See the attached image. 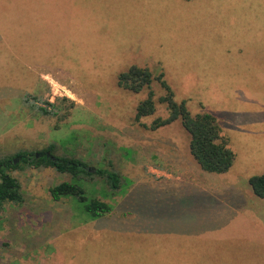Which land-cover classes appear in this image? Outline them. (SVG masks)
<instances>
[{
  "label": "rangeland",
  "instance_id": "374dc122",
  "mask_svg": "<svg viewBox=\"0 0 264 264\" xmlns=\"http://www.w3.org/2000/svg\"><path fill=\"white\" fill-rule=\"evenodd\" d=\"M263 2L37 0L40 17L32 2L25 22L22 12L0 10L21 52H38L45 67L43 84L42 70L29 67L33 87L0 108V159L55 144L56 155L91 169L111 162L130 187L111 194L98 180L82 183L112 208L90 220L77 201L50 198L48 189L69 175L9 171L24 201L0 209V264H264V202L248 184L264 173V9L254 7ZM12 5L0 0V8ZM132 64L154 78L163 73L191 115L216 119L220 142L234 153L225 175L199 170L179 120L149 129L167 114L155 80L154 114L134 120L148 89L133 94L116 84ZM0 73L7 82L17 75ZM159 168L171 177L162 180Z\"/></svg>",
  "mask_w": 264,
  "mask_h": 264
},
{
  "label": "trees",
  "instance_id": "16d2710c",
  "mask_svg": "<svg viewBox=\"0 0 264 264\" xmlns=\"http://www.w3.org/2000/svg\"><path fill=\"white\" fill-rule=\"evenodd\" d=\"M154 80L165 92L158 98V102L165 105L167 114L164 118L154 119L149 129L157 130L179 120L182 128L189 135V153L200 169L210 174L227 173L232 167L234 153L225 142H220L221 130L216 119L206 112L191 115L185 101H175L174 93L165 81L163 73L154 78L148 68L136 64L120 72L116 80L119 88L133 94L148 89L146 98L136 106L134 120L139 122L140 119L154 114L156 110L154 92L150 89ZM40 111L44 115L53 114L46 108ZM56 149L55 144H50L40 151H19L0 159V209L6 203L21 204L24 201L21 187L18 181L8 174L9 171L53 168L58 173L71 177L70 181L55 184L48 189L53 201L58 202L66 198L77 201L90 220H97L109 214L112 211L109 203L98 198H89L82 183L86 185L98 180L106 185L111 194H116L127 186V180L119 171L113 169L111 162L108 163L110 169L102 167L91 169L80 159L56 155ZM37 154H40L38 158H36ZM248 184L253 194L264 200V173L250 177Z\"/></svg>",
  "mask_w": 264,
  "mask_h": 264
},
{
  "label": "crops",
  "instance_id": "0c3cea01",
  "mask_svg": "<svg viewBox=\"0 0 264 264\" xmlns=\"http://www.w3.org/2000/svg\"><path fill=\"white\" fill-rule=\"evenodd\" d=\"M35 1H37V0H35ZM32 2H33L32 5L34 6L32 9L33 10L36 9V11H37V7H35L34 0H7V3L9 5H11L12 3H13V5L10 7L3 6L0 8V10H2L4 8L5 9L10 8V10H8L9 13L12 12L13 10H15V12H22V15H23L22 22H25L24 17H25V13L27 12L26 6H28ZM262 4H263V7L262 6H254V7H259L261 9H264V2ZM250 7H253L251 1H250ZM6 13L7 12L5 11L2 15L0 14V19L3 20L2 23H0V70H2V72H3V70L6 71V70L11 69L13 76L15 74H17V75L14 78L15 81L14 80L9 81L10 83L7 82L8 81L7 78L6 79L2 78V77L0 78V79H4L3 81H0V108L2 106H7V103H6L7 100H10L11 98H15V97L19 98V94H18L19 91H21V90L29 91V88L31 89L33 87L32 86L33 83L31 81H29V80H31V79H29V75H28L29 67L35 66L36 75H37L39 69L42 70L41 71L42 75L40 77H37V80L39 81L38 84L40 83V85H41L44 83L43 76L45 75L44 74L45 67L43 66L42 62L39 60L40 54L38 52L37 53L33 52V53H29V54L28 53L23 54V52H21V48L18 46L21 43V41L19 40L20 38L16 37V39H15L9 35V31H7L9 26H7L6 25L7 22L4 21V19L6 18ZM39 17H40L39 11H37L36 19H38ZM27 22H28V20H27ZM2 25L4 28L2 27ZM252 42H255V41H252ZM262 52H264V50H262ZM29 60H35V63L28 62ZM11 100H13V99H11ZM1 114L2 113L0 111V122L2 121V118H3V116ZM195 165H197V164H195ZM155 170L159 171L158 174L161 173V175L159 177L162 180L163 179L168 180L171 177V175L169 173H166L164 171V169L159 168V169H155ZM199 170L202 173H204L205 175L210 174V173H206V172L202 171L200 169V167H199ZM213 175H219V174H213ZM156 177H158V175ZM133 180L134 181H132L133 182L132 185L134 186V189H136L139 181H137L138 179H135V178ZM229 185H231V184H229ZM129 188L130 187L127 186V188L123 189V191H121V192H127ZM201 190L204 192V189H201ZM258 199L261 200L262 202H264L263 199H260V198H258ZM131 203H132V201L128 202V207H130L131 209L126 208L123 210V212L126 216H132V214L134 213V210H132V209H134L135 206L129 205Z\"/></svg>",
  "mask_w": 264,
  "mask_h": 264
},
{
  "label": "water",
  "instance_id": "95a60500",
  "mask_svg": "<svg viewBox=\"0 0 264 264\" xmlns=\"http://www.w3.org/2000/svg\"><path fill=\"white\" fill-rule=\"evenodd\" d=\"M39 156H40V154H37V155H36V158H38ZM46 156L48 157L49 154L47 153Z\"/></svg>",
  "mask_w": 264,
  "mask_h": 264
}]
</instances>
